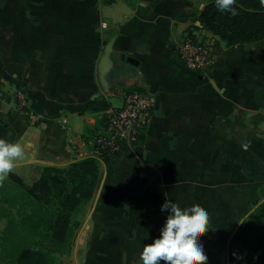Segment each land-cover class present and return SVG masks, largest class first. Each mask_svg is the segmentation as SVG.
<instances>
[{
	"label": "crops",
	"instance_id": "crops-1",
	"mask_svg": "<svg viewBox=\"0 0 264 264\" xmlns=\"http://www.w3.org/2000/svg\"><path fill=\"white\" fill-rule=\"evenodd\" d=\"M138 4L0 0V138L25 147L13 173L65 166L85 157L102 124L100 102L118 104L126 90L147 93L153 107L136 144L109 163L95 158L99 181L83 206L72 264H142L143 246L168 215L161 212L166 199L205 208L211 224L200 243L208 264H228L230 236L264 184V39L222 47L192 27H200L192 1ZM103 9L121 18L110 24ZM190 30L213 40L215 62L206 74L187 68L173 48ZM108 43L113 68L100 74ZM10 82L25 88L41 114L37 124L8 109Z\"/></svg>",
	"mask_w": 264,
	"mask_h": 264
},
{
	"label": "trees",
	"instance_id": "trees-1",
	"mask_svg": "<svg viewBox=\"0 0 264 264\" xmlns=\"http://www.w3.org/2000/svg\"><path fill=\"white\" fill-rule=\"evenodd\" d=\"M122 1L132 8H141L139 1L155 0ZM236 9V16L222 13L215 7V0H209L198 13L200 27H192L212 33L227 45L264 39V7L259 0H236ZM97 107L105 110L108 103L102 101ZM110 160L105 158L106 163ZM29 168L32 173H38L37 178L30 177L31 185L16 173L8 176L25 193V205L14 213L9 212L4 240L12 243L13 250L7 264H55L54 255L70 252L79 226L76 213L91 199L98 185L96 159L85 156L65 166L30 165ZM253 197H264V184L254 191ZM14 217H18L17 221ZM228 264H264V199L231 234Z\"/></svg>",
	"mask_w": 264,
	"mask_h": 264
},
{
	"label": "built area",
	"instance_id": "built-area-1",
	"mask_svg": "<svg viewBox=\"0 0 264 264\" xmlns=\"http://www.w3.org/2000/svg\"><path fill=\"white\" fill-rule=\"evenodd\" d=\"M213 46L212 38L203 39L184 31L174 41L173 48L187 68L206 74L215 62ZM152 107V98L147 93L123 91L120 102L103 111L102 124L93 129L84 156L112 158L120 150L133 147L148 125ZM8 109L24 116L30 124H37L41 119V114L30 107L27 94L22 89L16 90L14 97L9 98ZM61 124L63 129L70 130L65 119Z\"/></svg>",
	"mask_w": 264,
	"mask_h": 264
},
{
	"label": "clouds",
	"instance_id": "clouds-1",
	"mask_svg": "<svg viewBox=\"0 0 264 264\" xmlns=\"http://www.w3.org/2000/svg\"><path fill=\"white\" fill-rule=\"evenodd\" d=\"M264 7V0H259ZM218 11L238 15L236 0H215ZM25 157V147L19 142L0 138V187ZM168 212L160 234L143 246L139 254L142 264H208L200 238L210 230L211 217L199 204L181 208L169 200L161 205Z\"/></svg>",
	"mask_w": 264,
	"mask_h": 264
},
{
	"label": "rangeland",
	"instance_id": "rangeland-1",
	"mask_svg": "<svg viewBox=\"0 0 264 264\" xmlns=\"http://www.w3.org/2000/svg\"><path fill=\"white\" fill-rule=\"evenodd\" d=\"M192 1V9L195 12V16L200 12L202 7L209 1V0H190ZM138 6V5H137ZM139 8V7H136ZM104 15H106V10L103 9ZM111 15V14H110ZM105 17L106 21H108L110 24L113 23L115 18L118 20L121 18V15L119 13H116V15ZM116 16V17H115ZM191 24L190 26H192ZM204 30V29H203ZM206 31V30H205ZM190 33H194L199 37L197 32H193V30L189 31ZM207 32V31H206ZM207 38L208 35L202 36L203 39ZM201 38V36H200ZM9 89L7 92H5V99L7 103H9V98L12 96L14 97V92L18 89H22V91L25 92V88L22 87V85H17L16 83L10 82L9 83ZM1 96V93H0ZM24 118V116H22ZM18 174L24 181V183H27L29 185L32 184L31 176L35 178L38 177V173H32V170L29 167H23L20 172L16 173ZM264 197H261L260 199H257V201L253 204H258ZM25 205V193H22L21 187L18 185L17 182L9 181L8 177L5 180L2 187H0V264H7L12 258L10 257V252L12 253L13 246L12 243L8 240H4L6 238L5 235V228H6V222L9 217V212L14 213L18 208ZM85 209L82 207L77 213H76V219L79 222V226L75 231L74 238L72 242L76 240L77 233L82 227L84 216H85ZM18 217H14L13 220L17 221ZM4 232V234H3ZM5 235V236H4ZM76 236V237H75ZM73 245V244H72ZM72 248V247H71ZM71 252V250H70ZM63 254V255H54V261L55 264H72V254Z\"/></svg>",
	"mask_w": 264,
	"mask_h": 264
},
{
	"label": "water",
	"instance_id": "water-1",
	"mask_svg": "<svg viewBox=\"0 0 264 264\" xmlns=\"http://www.w3.org/2000/svg\"><path fill=\"white\" fill-rule=\"evenodd\" d=\"M199 23V21H198ZM220 45L222 47L226 46V42L225 41H221ZM111 50H112V46L110 43H108L106 45V47L103 50V54L101 56L100 59V63H99V68H100V74H104L106 72H109V70L111 71V69L113 68V60L111 57ZM253 201H256V198L253 199Z\"/></svg>",
	"mask_w": 264,
	"mask_h": 264
}]
</instances>
